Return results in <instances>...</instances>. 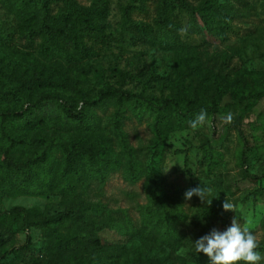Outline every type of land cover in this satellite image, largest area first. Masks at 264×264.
I'll return each instance as SVG.
<instances>
[{
  "label": "rangeland",
  "instance_id": "obj_1",
  "mask_svg": "<svg viewBox=\"0 0 264 264\" xmlns=\"http://www.w3.org/2000/svg\"><path fill=\"white\" fill-rule=\"evenodd\" d=\"M77 1L85 6L92 2ZM220 1L237 11L233 22L236 30L229 40L212 43V37L189 34L184 28L187 23L184 15L181 28L184 31L180 29L178 33L184 46L181 52L145 42L132 32L124 31L122 39L123 13L129 0H109L106 17L98 19L105 25L106 42L93 45L95 56L75 54L70 63L61 57L49 60L37 46L28 48L19 40L14 48H9L0 40V68L4 71L0 73V113H31L30 120L10 123L7 127L11 135L33 142L13 153L23 161L49 149L55 157L50 179L53 187L47 193L12 189L0 177V211L22 206L29 211V221H33L55 218L74 205H95V209L87 210L88 218L100 223L112 217L119 229H105L98 236L105 254L88 259V250L96 246L92 237L87 245L69 253L71 258L77 257L74 264H146L151 258L157 264H209L204 253L195 252L193 242L213 229L225 231L234 216L242 227L247 226L253 232L257 250L264 256V96L237 101L231 94H225L220 100L216 125L207 117L206 124L198 129L190 124L156 126V113L147 106L125 104L121 108L122 129L136 160L138 173L134 178L127 173L128 155L113 128L114 115L120 108L115 101L104 107H92L86 124L72 121L55 104L61 98L81 109L86 106L84 100L97 98L109 86L159 101L170 96H203L224 79L244 82V73L263 72V0ZM155 6V0H149L147 12L137 10L132 17L154 24ZM20 13L11 3L0 0V31L19 32ZM40 99L44 106L37 109ZM228 113L233 116L231 123L222 119ZM234 123L248 141L246 168L256 178H243L244 143ZM157 128L162 132L161 140ZM59 141H80L84 146L102 143L111 150L116 164L106 169L103 177L81 166L82 182L72 176L73 188H67L59 176L62 169ZM152 169L162 178L165 202L179 204L182 212L176 224L179 243L174 248H144L142 207L149 203L147 181ZM200 185L209 190L206 202L196 195L185 199L187 190ZM226 198L235 205L236 213L223 209ZM20 222L9 216L0 221L4 239L0 242V264H64L58 259V249L53 246L49 231L32 227L27 232ZM27 233L31 235L28 249L8 253L26 242ZM57 233L71 238L88 234L89 229L69 221ZM260 264H264V259Z\"/></svg>",
  "mask_w": 264,
  "mask_h": 264
},
{
  "label": "trees",
  "instance_id": "obj_2",
  "mask_svg": "<svg viewBox=\"0 0 264 264\" xmlns=\"http://www.w3.org/2000/svg\"><path fill=\"white\" fill-rule=\"evenodd\" d=\"M148 1L129 0L123 13L125 23L121 33L122 39L125 38V32H132L134 36L138 35L145 42L156 43L165 48H176L181 52L184 46L178 38V33L182 28V16L184 17V15L187 17L185 31L189 34L198 33L205 37H212L214 39V41L210 40L212 43L228 41L229 35L236 30L233 22L237 11L220 0H155L154 24L135 20L132 17L133 12L137 10L147 12ZM6 2L11 3L21 12L19 32L0 31V40L9 48H14L16 41L20 40L24 41L28 48L37 46L42 56L49 60L61 57L64 62L70 63L75 58V54L97 55L93 45L106 42L105 25L98 22V19L106 17L109 0H92L90 6L82 5L77 0H6ZM64 62L62 61L60 64L63 66ZM0 73H4L1 68ZM65 73L69 74V71ZM263 74L264 71L259 70L244 73L243 76L246 77L244 82L232 83L229 78L224 79L222 84L215 87L213 91H205L203 96L199 94L184 98L170 96L159 101L154 97H143L122 87L109 86L97 98L84 100L86 106L81 109L72 107L70 103L61 98H56L55 104L72 121L86 124V118L90 116L89 111L92 107H104L108 102L115 101L120 108L114 115L113 128L119 135L128 155L127 173L131 178H134L138 173L136 160L122 129V119L124 118L122 107L125 104L147 106L152 113H156V126L173 124L184 127L199 114L201 109L206 110L207 117H211L216 125L220 100L225 94H231L237 101L264 96ZM250 80L251 82H249ZM43 106V100L40 99L35 108L41 109ZM30 114L26 111L23 113H0L2 133L0 140L3 141L0 146V177L12 189L22 192L47 193L45 191H51L53 187L50 179L52 178V161L55 157L47 149L36 158L20 160L15 157L13 152L33 142L19 139L11 135L7 129L10 123L30 120ZM234 126L239 129L244 143L243 178H256L246 168L249 164L246 155V150L249 149L248 141L240 126L235 123ZM156 132L161 140V130L157 128ZM57 145L62 152V169L59 176L65 181L67 188H73L70 181L72 176L82 182L81 166H86L90 173L103 177L106 169L112 168L116 164V160L110 154L111 150L102 143L84 146L80 141H59ZM147 182L149 203L142 207L141 228L144 248L146 250L160 246L174 248L180 238L176 229L178 218L182 213L179 204L165 202L162 178L154 169L150 171ZM91 209H95V205H74L59 213L55 218L29 221V211L22 206H15L0 211V221L3 217L9 216L13 219H20L22 229L27 232L32 227L46 229L53 236V246L58 249V259H62L64 264H74L77 257L71 258L69 253L84 247L93 237L96 246L88 250L90 254L88 259L91 257L100 258L105 254V247L100 245L98 236L105 229H119L112 217L108 221L100 223L96 219L88 218L86 212ZM69 221L83 224L89 229V233H81L71 238L60 237L57 229ZM30 240L31 235L27 233L26 242L20 247L12 248L8 253L27 250ZM2 241L4 239L0 229V242ZM146 264H157V260L151 258Z\"/></svg>",
  "mask_w": 264,
  "mask_h": 264
},
{
  "label": "clouds",
  "instance_id": "obj_3",
  "mask_svg": "<svg viewBox=\"0 0 264 264\" xmlns=\"http://www.w3.org/2000/svg\"><path fill=\"white\" fill-rule=\"evenodd\" d=\"M183 32L184 30L181 29ZM225 123H231L233 116L228 113L222 118ZM207 122V112L201 109L199 114L189 122L190 127L198 129ZM209 190L206 187L198 186L185 192V199H191L193 195L198 196L206 202ZM225 211L235 212V205L227 198L223 205ZM236 213V212H235ZM194 249L197 254L204 253L209 258V264H260L264 256L257 250V238L249 227H242L233 217L231 225L225 231L213 229L209 234L200 237L194 242Z\"/></svg>",
  "mask_w": 264,
  "mask_h": 264
}]
</instances>
